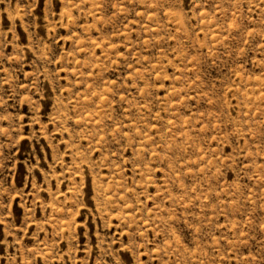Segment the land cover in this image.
<instances>
[{
  "label": "rangeland",
  "instance_id": "1",
  "mask_svg": "<svg viewBox=\"0 0 264 264\" xmlns=\"http://www.w3.org/2000/svg\"><path fill=\"white\" fill-rule=\"evenodd\" d=\"M0 264H264V0H0Z\"/></svg>",
  "mask_w": 264,
  "mask_h": 264
}]
</instances>
